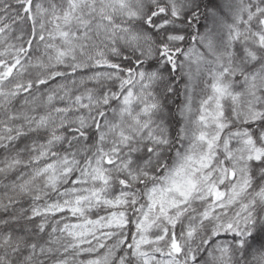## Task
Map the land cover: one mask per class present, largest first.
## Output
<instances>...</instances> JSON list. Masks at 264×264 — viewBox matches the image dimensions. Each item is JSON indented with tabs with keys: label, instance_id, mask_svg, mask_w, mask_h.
Wrapping results in <instances>:
<instances>
[{
	"label": "snow or ice",
	"instance_id": "snow-or-ice-1",
	"mask_svg": "<svg viewBox=\"0 0 264 264\" xmlns=\"http://www.w3.org/2000/svg\"><path fill=\"white\" fill-rule=\"evenodd\" d=\"M0 264H264V0H0Z\"/></svg>",
	"mask_w": 264,
	"mask_h": 264
}]
</instances>
